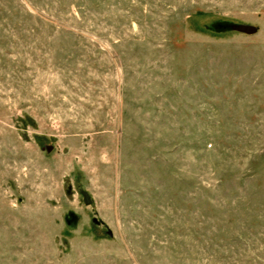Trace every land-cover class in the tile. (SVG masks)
I'll list each match as a JSON object with an SVG mask.
<instances>
[{"label": "rangeland", "instance_id": "1", "mask_svg": "<svg viewBox=\"0 0 264 264\" xmlns=\"http://www.w3.org/2000/svg\"><path fill=\"white\" fill-rule=\"evenodd\" d=\"M0 264H264V0H0Z\"/></svg>", "mask_w": 264, "mask_h": 264}, {"label": "water", "instance_id": "2", "mask_svg": "<svg viewBox=\"0 0 264 264\" xmlns=\"http://www.w3.org/2000/svg\"><path fill=\"white\" fill-rule=\"evenodd\" d=\"M235 29L237 31L243 32V33H254L256 31V28L251 25H237L235 26Z\"/></svg>", "mask_w": 264, "mask_h": 264}]
</instances>
